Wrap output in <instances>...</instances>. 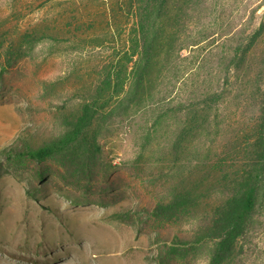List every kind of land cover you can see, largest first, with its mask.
Here are the masks:
<instances>
[{"label": "rangeland", "instance_id": "1", "mask_svg": "<svg viewBox=\"0 0 264 264\" xmlns=\"http://www.w3.org/2000/svg\"><path fill=\"white\" fill-rule=\"evenodd\" d=\"M158 13L134 50L129 0H0V264H208L214 243L192 242L248 159L264 0H168ZM86 102L95 159L3 157L58 140ZM184 192L193 207L151 214ZM226 264H264V175Z\"/></svg>", "mask_w": 264, "mask_h": 264}, {"label": "trees", "instance_id": "2", "mask_svg": "<svg viewBox=\"0 0 264 264\" xmlns=\"http://www.w3.org/2000/svg\"><path fill=\"white\" fill-rule=\"evenodd\" d=\"M167 2L168 0H129L130 13L137 25L134 37L130 39L134 50L148 34L155 13L167 8ZM35 36V39L39 38L37 34ZM12 64L13 59L5 62L2 71H6ZM97 112L98 107L95 102H86L79 114L66 121L68 128L58 140L39 147H10L3 150L2 155L7 160L44 161L61 151L72 150L74 153L83 152L87 160L95 159L99 147L92 125ZM248 153L247 161L241 166L236 178L229 183L231 188L227 197L212 206L209 224L195 236L192 242L194 245L214 243L208 264H226L234 256L238 242L244 238L249 229L255 198L264 175V96ZM1 165L0 159V171ZM194 205L195 199L191 193H179L171 201L156 205L151 214L156 217L173 216ZM180 244L184 245L185 242L172 245L171 252L177 253Z\"/></svg>", "mask_w": 264, "mask_h": 264}]
</instances>
